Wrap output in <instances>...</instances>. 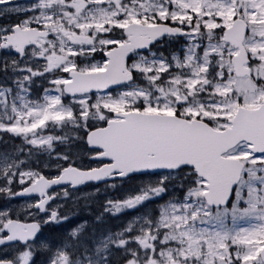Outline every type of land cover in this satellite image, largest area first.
<instances>
[{"label":"snow or ice","instance_id":"1","mask_svg":"<svg viewBox=\"0 0 264 264\" xmlns=\"http://www.w3.org/2000/svg\"><path fill=\"white\" fill-rule=\"evenodd\" d=\"M0 264H264V0H0Z\"/></svg>","mask_w":264,"mask_h":264},{"label":"trees","instance_id":"2","mask_svg":"<svg viewBox=\"0 0 264 264\" xmlns=\"http://www.w3.org/2000/svg\"><path fill=\"white\" fill-rule=\"evenodd\" d=\"M93 211H95V206H93ZM81 215H82L84 218H87V219H93V217L88 216V214H87V210H82V211H81ZM109 223L111 224L112 227H116V226H117L115 220H110Z\"/></svg>","mask_w":264,"mask_h":264},{"label":"rangeland","instance_id":"3","mask_svg":"<svg viewBox=\"0 0 264 264\" xmlns=\"http://www.w3.org/2000/svg\"><path fill=\"white\" fill-rule=\"evenodd\" d=\"M21 2H22V0H21Z\"/></svg>","mask_w":264,"mask_h":264}]
</instances>
